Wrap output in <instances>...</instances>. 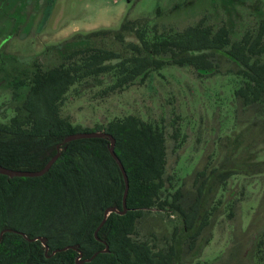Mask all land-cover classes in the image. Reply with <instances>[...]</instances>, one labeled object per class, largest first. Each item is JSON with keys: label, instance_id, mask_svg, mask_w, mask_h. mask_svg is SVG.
<instances>
[{"label": "trees", "instance_id": "trees-1", "mask_svg": "<svg viewBox=\"0 0 264 264\" xmlns=\"http://www.w3.org/2000/svg\"><path fill=\"white\" fill-rule=\"evenodd\" d=\"M152 29L155 34L148 39L145 22L125 17L118 29L75 34L73 41L65 43L58 65L43 69L34 61L27 63L30 74L19 68L18 76L3 78L2 85L11 92L7 108L13 114L0 123V166L39 171L54 155L59 153V157L41 177L0 175V232L11 229L27 239L42 237L48 248L45 255L39 240L28 241L18 233L6 232L0 242V264H77L78 257L82 264H205L199 259L214 225L215 208L210 203L216 188L225 187L238 174L263 173L264 162L240 165L226 157L220 168L197 171L195 195L183 205L181 189L161 197L171 181L162 130L134 115L83 127L63 116L62 108L73 86L89 84L100 75L116 74L113 84L100 93L109 97L144 84L152 72L164 66H189L198 78H208L221 72L222 63L226 72L245 79L235 92L243 105H262L264 21L255 36L246 33L234 42L226 26L214 30L204 18L172 35L165 31L157 34L156 25ZM127 38L136 42H127ZM93 39L118 43L123 50L99 47ZM94 131L115 140L114 152L129 184L127 212L109 213L98 239L94 232L105 210L123 211L122 174L110 156L108 139L63 144L71 134ZM176 135L175 131V139ZM260 206L262 214L255 213L244 231L234 233L227 253L213 264H264V196ZM67 246L75 250L52 255ZM106 246L108 251L102 253ZM94 253L91 262H84Z\"/></svg>", "mask_w": 264, "mask_h": 264}, {"label": "rangeland", "instance_id": "rangeland-1", "mask_svg": "<svg viewBox=\"0 0 264 264\" xmlns=\"http://www.w3.org/2000/svg\"><path fill=\"white\" fill-rule=\"evenodd\" d=\"M125 17L145 22L148 39L155 34L154 25L157 34L172 35L204 18L214 30L226 26L234 42L246 33L256 35L264 21V0H0V123L13 114L7 108L11 92L2 85L3 78L18 76L19 68L30 74L28 64L34 61L43 69L56 66L61 52L66 51L65 43L73 41L75 34L118 29ZM92 42L123 50L118 43ZM220 71L198 78L189 66H164L152 72L144 84L109 97L100 93L113 84L116 74L100 75L69 90L62 115L88 128L128 115L158 127L165 134L171 177L169 190L162 191L161 197L181 189L182 203L188 205L195 195L197 171L220 168L226 157L240 165L264 162V104L244 106L235 92L245 79L226 72L224 63ZM263 196L264 172L238 174L225 187L216 188L210 203L215 208L214 225L201 262L213 264L227 253L234 233L244 231L255 213L262 214ZM152 215L158 217L156 212ZM162 218L165 223L167 218ZM139 232L145 231L140 228Z\"/></svg>", "mask_w": 264, "mask_h": 264}, {"label": "water", "instance_id": "water-1", "mask_svg": "<svg viewBox=\"0 0 264 264\" xmlns=\"http://www.w3.org/2000/svg\"><path fill=\"white\" fill-rule=\"evenodd\" d=\"M97 138H105L108 139L110 142L109 145V153L110 156L113 158V160L115 161V163L117 164L122 177H123V181H124V193H123V199H122V208L123 211L119 212L118 210H116L115 208H108L105 210L104 212V218L102 219L101 223L99 224V226L97 227V229L94 232V237L96 239L97 238V234L98 231L101 229V227L104 225L105 220L108 216L109 213L112 212H117L120 214H125L127 212V207H126V198L128 195V189H129V184H128V178H127V174L126 171L121 163V161L118 159V157L116 156L115 152H114V146H115V140L113 139V137H111L109 134L105 133V132H100V131H94V132H79V133H75V134H71L69 136H67L64 141L63 144H68L72 141H76V140H81V139H97ZM59 149V147L57 148ZM59 157V153H57L56 155H54L47 163L46 165L39 171H19V170H12V169H8L5 167L0 166V175L6 176L8 178H14V177H19V178H35V177H41L43 176L45 173H47L49 171V169L52 167V165L56 162V160ZM6 232H15L18 233L19 235H22L24 238H26V236L21 233V232H16L14 230L11 229H4L0 232V242L2 239V235ZM27 239V238H26ZM28 241H40L42 246L44 247L45 250V255L47 254L48 248L46 245V239L42 238V237H37L34 239H27ZM69 249H73L75 250L74 247L72 246H67L63 249L60 250H56L55 252L52 253V255L56 252H61V251H66ZM108 251V247L106 246L104 250H102L101 252H107ZM80 255V253H79ZM97 255V253H94L89 259L85 260L84 262H91L95 256ZM83 261L80 260V257L77 258V264H82Z\"/></svg>", "mask_w": 264, "mask_h": 264}]
</instances>
